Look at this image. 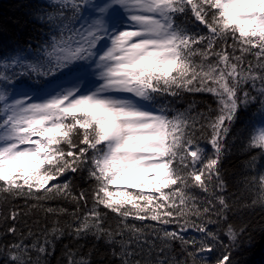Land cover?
<instances>
[{"label":"snow or ice","instance_id":"6c2138e0","mask_svg":"<svg viewBox=\"0 0 264 264\" xmlns=\"http://www.w3.org/2000/svg\"><path fill=\"white\" fill-rule=\"evenodd\" d=\"M11 13L0 264H250L264 243V0Z\"/></svg>","mask_w":264,"mask_h":264},{"label":"trees","instance_id":"16d2710c","mask_svg":"<svg viewBox=\"0 0 264 264\" xmlns=\"http://www.w3.org/2000/svg\"><path fill=\"white\" fill-rule=\"evenodd\" d=\"M18 0H0V14H12V6L15 5ZM4 15H0V19H3ZM250 264H264V243L258 244L253 250V254L250 258Z\"/></svg>","mask_w":264,"mask_h":264}]
</instances>
